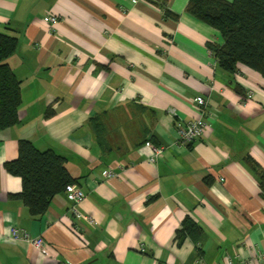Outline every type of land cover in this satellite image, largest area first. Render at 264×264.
<instances>
[{"label": "crops", "instance_id": "0c3cea01", "mask_svg": "<svg viewBox=\"0 0 264 264\" xmlns=\"http://www.w3.org/2000/svg\"><path fill=\"white\" fill-rule=\"evenodd\" d=\"M188 2L0 0V31L19 39L8 62L22 81L19 121L0 133V264H255L264 194L247 157L264 170V76L242 63L222 69L209 47L223 43L220 31ZM47 15L60 22L50 27ZM197 96L208 127L182 144ZM22 139L66 158L86 195L82 216L68 191L40 217L11 196L22 179L5 163ZM153 146L163 148L154 162ZM13 227L47 248L13 239Z\"/></svg>", "mask_w": 264, "mask_h": 264}, {"label": "trees", "instance_id": "16d2710c", "mask_svg": "<svg viewBox=\"0 0 264 264\" xmlns=\"http://www.w3.org/2000/svg\"><path fill=\"white\" fill-rule=\"evenodd\" d=\"M156 3L162 7L165 4ZM187 11L220 31L223 43H209V47L222 69L232 73L242 63L264 76V0H189ZM164 12L166 17H180L168 8ZM18 41L10 30L0 31V133L19 121L22 81L8 62L17 51ZM247 162L264 194V170L250 156ZM5 168L21 177V192L11 196L21 199L33 217L45 214L52 199L77 182L67 169L64 156L54 150L42 151L26 139L20 140L18 158L6 162ZM184 231L195 240L201 235L199 225L191 218L184 221Z\"/></svg>", "mask_w": 264, "mask_h": 264}, {"label": "built area", "instance_id": "2783aa9c", "mask_svg": "<svg viewBox=\"0 0 264 264\" xmlns=\"http://www.w3.org/2000/svg\"><path fill=\"white\" fill-rule=\"evenodd\" d=\"M45 21L50 27L55 26L60 22V17L57 15H47ZM251 97L252 94H249ZM195 101L199 108V116L195 119H192L181 126L178 130L179 142L182 144H191L197 139L201 138L207 127V121L205 119V108L207 101L203 96H197ZM163 154V148L159 146H153V155L150 157L151 161H156ZM109 175H114L113 172H110ZM86 197L82 189L76 185H72L68 190V199L72 202L71 212L76 216H82L80 210V204L83 199ZM11 237L15 240L25 241L30 245L34 246L39 250H44L47 248L46 241L43 236L32 235L29 231L13 227L11 229ZM255 264H264V250H259L258 254L254 258ZM225 264H242L241 262L236 261L233 257H228Z\"/></svg>", "mask_w": 264, "mask_h": 264}]
</instances>
